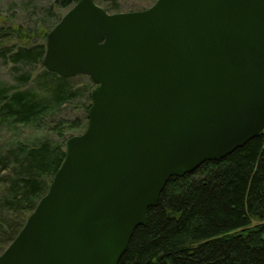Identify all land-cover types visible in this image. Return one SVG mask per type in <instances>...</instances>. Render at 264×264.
I'll return each mask as SVG.
<instances>
[{
	"label": "water",
	"instance_id": "obj_1",
	"mask_svg": "<svg viewBox=\"0 0 264 264\" xmlns=\"http://www.w3.org/2000/svg\"><path fill=\"white\" fill-rule=\"evenodd\" d=\"M42 63L91 79L87 124L0 264H118L170 177L264 129V0H77Z\"/></svg>",
	"mask_w": 264,
	"mask_h": 264
},
{
	"label": "trees",
	"instance_id": "obj_2",
	"mask_svg": "<svg viewBox=\"0 0 264 264\" xmlns=\"http://www.w3.org/2000/svg\"><path fill=\"white\" fill-rule=\"evenodd\" d=\"M76 1L55 3L69 7ZM44 50L45 43H39L10 52L16 63L37 62L43 69L34 77L29 70L21 72L16 84L0 82V122L39 125L80 90L73 88L72 77L44 68ZM31 79L35 86L26 87ZM92 86V81L85 84L88 100ZM89 106L90 102L83 105L84 128ZM64 155L62 144L48 137L18 145L8 194L2 199L17 218L0 215V234L6 242L0 250L23 226L21 213L31 212L46 192ZM5 159L0 154L1 163ZM118 264H264V129L227 156L170 177L156 205L147 209L146 222L132 233Z\"/></svg>",
	"mask_w": 264,
	"mask_h": 264
},
{
	"label": "rangeland",
	"instance_id": "obj_3",
	"mask_svg": "<svg viewBox=\"0 0 264 264\" xmlns=\"http://www.w3.org/2000/svg\"><path fill=\"white\" fill-rule=\"evenodd\" d=\"M154 2L155 0L96 1L107 12L140 10ZM69 7L60 6L55 3V0H0V82L16 84L18 83L17 76L21 72L29 70L34 77L42 71L43 68L37 62L16 63L11 59V53L14 48L21 45L45 43L47 32ZM21 31L22 34L19 35L18 33ZM37 32H44V34ZM71 77L70 83L73 88L80 90L76 95L54 109L52 116L44 117L39 125L19 123L15 126H8L0 122V154L7 156L4 162L1 163L0 160V215L5 218L16 217L15 214L11 213V207L5 205L2 199L8 194L9 178L12 176L13 165L16 163L13 154L17 152L18 145L27 146L32 142H40L43 138L48 137L52 142L61 143L63 150H65L66 138L84 130L85 113L83 105L91 103V100H88L86 96L88 90H85V84H89L91 81L89 82V77L84 74ZM30 86H35L32 79L26 84V87ZM57 122H60V132L56 131ZM73 122L75 125L72 124ZM25 212H22L21 215L25 216L26 219L30 212ZM3 237L0 234V246L6 243ZM7 245L8 243L0 250V253Z\"/></svg>",
	"mask_w": 264,
	"mask_h": 264
}]
</instances>
